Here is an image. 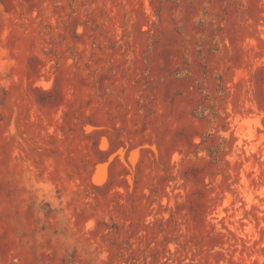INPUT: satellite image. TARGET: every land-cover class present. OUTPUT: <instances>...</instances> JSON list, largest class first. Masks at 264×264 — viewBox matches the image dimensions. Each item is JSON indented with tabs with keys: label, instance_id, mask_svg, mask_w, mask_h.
<instances>
[{
	"label": "rangeland",
	"instance_id": "obj_1",
	"mask_svg": "<svg viewBox=\"0 0 264 264\" xmlns=\"http://www.w3.org/2000/svg\"><path fill=\"white\" fill-rule=\"evenodd\" d=\"M0 264H264V0H0Z\"/></svg>",
	"mask_w": 264,
	"mask_h": 264
}]
</instances>
